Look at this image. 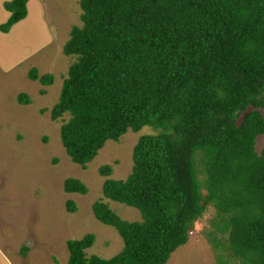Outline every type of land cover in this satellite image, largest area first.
<instances>
[{"label":"trees","instance_id":"trees-1","mask_svg":"<svg viewBox=\"0 0 264 264\" xmlns=\"http://www.w3.org/2000/svg\"><path fill=\"white\" fill-rule=\"evenodd\" d=\"M26 2L2 3L0 32L25 16ZM77 2L80 25L61 48L72 61L49 109L52 120L67 115L59 125L66 155L84 168L127 129L153 133L136 139L124 179L108 178V164L97 169L105 178L91 212L116 230L121 248L87 256L94 236L84 233L65 241V264H164L207 206L212 246L234 264H264V148L254 147L264 133V0ZM26 75L52 82L34 67ZM16 100L29 101L24 93ZM62 189L87 190L74 177ZM102 198L134 207L140 220L121 219Z\"/></svg>","mask_w":264,"mask_h":264},{"label":"rangeland","instance_id":"rangeland-1","mask_svg":"<svg viewBox=\"0 0 264 264\" xmlns=\"http://www.w3.org/2000/svg\"><path fill=\"white\" fill-rule=\"evenodd\" d=\"M0 0V23L8 17ZM78 0H27L25 16L0 32V264H65L67 239L92 233L94 240L85 254L102 258L122 246L116 230L92 214V201L101 197L105 177L99 166H111L112 179H124L130 171V152L138 136L153 133L150 126L127 129L117 141L106 140L85 167L70 161L59 140L61 119L49 117L58 97L61 80L72 56L62 53L72 25H80ZM34 67L37 75L52 76L49 85L27 77ZM18 93L29 101L20 104ZM264 117V107L259 109ZM45 138V139H44ZM255 150L264 148V133L256 136ZM66 177L78 178L84 194L62 189ZM74 203L68 212L65 201ZM121 219L140 220L134 207L102 198ZM213 209L207 206L193 221L186 241L175 248L164 264H216L217 253L229 263L227 251L218 252L205 233ZM22 246L26 250L22 253Z\"/></svg>","mask_w":264,"mask_h":264}]
</instances>
